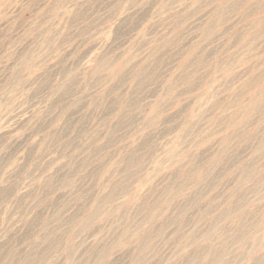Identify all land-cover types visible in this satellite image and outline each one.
<instances>
[{"label":"rangeland","instance_id":"obj_1","mask_svg":"<svg viewBox=\"0 0 264 264\" xmlns=\"http://www.w3.org/2000/svg\"><path fill=\"white\" fill-rule=\"evenodd\" d=\"M0 264H264V0H0Z\"/></svg>","mask_w":264,"mask_h":264}]
</instances>
